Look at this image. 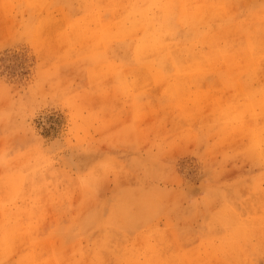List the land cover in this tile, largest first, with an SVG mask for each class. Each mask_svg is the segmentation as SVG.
Masks as SVG:
<instances>
[{"label": "rangeland", "instance_id": "rangeland-1", "mask_svg": "<svg viewBox=\"0 0 264 264\" xmlns=\"http://www.w3.org/2000/svg\"><path fill=\"white\" fill-rule=\"evenodd\" d=\"M0 264H264V0H0Z\"/></svg>", "mask_w": 264, "mask_h": 264}, {"label": "bare ground", "instance_id": "bare-ground-1", "mask_svg": "<svg viewBox=\"0 0 264 264\" xmlns=\"http://www.w3.org/2000/svg\"><path fill=\"white\" fill-rule=\"evenodd\" d=\"M114 7V6H113ZM144 7V6H143ZM115 12V11H114ZM131 21V20H130ZM136 25V24H135ZM116 33V32H115ZM157 36V35H156ZM151 40V39H150ZM148 42V41H147ZM156 42V41H155ZM144 43V42H143ZM150 42H148V44H149ZM257 43V42H256ZM151 44H154V41H153V43H151ZM253 45V44H252ZM150 45H148V47H149ZM155 46H157V45H155ZM154 46V47H155ZM145 47V46H144ZM162 47V46H161ZM149 48H152V46H150ZM253 48V47H252ZM189 49V48H188ZM148 50V49H147ZM141 52V51H140ZM144 52V51H143ZM173 52H174V50H173ZM181 52V51H180ZM176 54V53H175ZM229 60V59H228ZM230 61V60H229ZM231 65V64H230ZM236 69V68H235ZM235 71V70H234ZM247 71V70H246ZM233 72V71H232ZM232 74V73H231ZM236 77V76H235ZM198 99V98H197ZM252 137V136H251ZM254 138V137H253ZM255 138H258V137H255ZM255 141V140H254ZM253 141V142H254ZM261 142V141H260ZM259 142V143H260ZM256 148V147H255ZM256 150V149H255ZM262 156V155H261Z\"/></svg>", "mask_w": 264, "mask_h": 264}]
</instances>
